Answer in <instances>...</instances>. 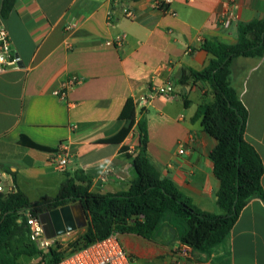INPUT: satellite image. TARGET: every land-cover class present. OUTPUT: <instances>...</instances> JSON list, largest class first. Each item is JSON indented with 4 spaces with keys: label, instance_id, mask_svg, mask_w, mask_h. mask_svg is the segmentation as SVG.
Listing matches in <instances>:
<instances>
[{
    "label": "crops",
    "instance_id": "1",
    "mask_svg": "<svg viewBox=\"0 0 264 264\" xmlns=\"http://www.w3.org/2000/svg\"><path fill=\"white\" fill-rule=\"evenodd\" d=\"M155 1L17 0L4 17L0 0V27L7 28L20 58L17 68L0 73V179L7 188L41 201L55 197L68 175L83 171L93 192L126 191L137 171L122 148L138 146L137 122L145 111L153 165L200 210L223 214L217 204L221 183L210 159L217 140L196 116L213 100L212 89L180 79L183 71L209 65L204 42L237 44L240 24L264 19V0H161L166 10ZM119 37H125L122 46L113 44ZM72 78L83 82L61 99L57 93ZM230 82L248 110L245 139L264 165V57L236 59ZM168 83L174 85L172 97L138 104L153 87ZM129 98L136 102L137 120L114 142L126 126L120 116ZM22 136L52 151L23 146ZM61 144L69 149L65 172L50 163ZM71 206L79 222L84 211ZM121 240L130 254L137 253L134 243H181L172 227L154 241L132 233ZM194 255L210 264H264V201L252 199L222 244Z\"/></svg>",
    "mask_w": 264,
    "mask_h": 264
},
{
    "label": "trees",
    "instance_id": "2",
    "mask_svg": "<svg viewBox=\"0 0 264 264\" xmlns=\"http://www.w3.org/2000/svg\"><path fill=\"white\" fill-rule=\"evenodd\" d=\"M16 2L4 0V17L10 14ZM202 49L212 55L209 65L201 71H183L180 82L193 79L208 83L212 89L213 100L202 104L196 116L202 120L205 132L217 140L210 159L214 164V175L221 183L217 204L223 214L214 215L200 210L192 198L181 192L170 178L163 177L153 165L148 154L149 126L144 111L137 122L138 146L132 153L129 148H122V153L132 161L137 171L136 179L126 191L93 192L92 179L83 171H77L68 175L55 197L46 196L41 201H32L18 189L10 195H0V264H23L21 260L24 257H39L36 264H59L67 254L62 245L51 248L48 253L37 249L29 237L26 221L20 222V213L24 209L40 216L66 205H80L88 219V228L69 244L70 251L105 240L114 232L137 234L154 241L161 235L165 224H169L181 244L195 252L210 253L226 240L252 199L261 198L264 201L263 161L245 139L248 110L230 82L236 59L264 57V19L240 24L237 44L206 41ZM120 120L126 126L112 140L114 142H120L127 136L137 120L133 98L127 100ZM20 143L52 151L25 136Z\"/></svg>",
    "mask_w": 264,
    "mask_h": 264
},
{
    "label": "built area",
    "instance_id": "3",
    "mask_svg": "<svg viewBox=\"0 0 264 264\" xmlns=\"http://www.w3.org/2000/svg\"><path fill=\"white\" fill-rule=\"evenodd\" d=\"M165 3L161 0H156L154 6L158 9L166 10ZM126 15L133 17L131 11H125ZM125 41V37H119L113 44L122 46ZM188 54L192 52L189 49ZM20 64V58L13 49L12 40L10 34L5 27H0V73L11 69L17 68ZM83 80L79 78L70 79L63 90L57 93L61 99L66 98V94L69 88H73L81 84ZM175 94L174 85L168 83L163 86H156L151 89V92L147 96H143L139 99L138 104L141 107H147L155 98L164 97L170 98ZM131 153L134 152L132 149ZM184 153V151H181ZM51 166L58 172H65L68 169L69 149L66 145L61 144L60 147L51 155ZM15 192L13 187H6L3 180L0 179V195H10ZM20 222L26 221V225L29 231V237L35 244L37 249L43 253H48L51 248H55L57 245H61L60 237L48 238L45 233L44 225L39 219V216L33 214L29 209H24L20 213ZM194 250L181 244V250L176 253V259L170 264H210L209 262H196L191 254ZM59 264H139L135 258L127 251L122 240L121 234L114 232L110 237L102 241H97L87 247L79 250L67 251V254L61 260ZM143 264V263H142Z\"/></svg>",
    "mask_w": 264,
    "mask_h": 264
},
{
    "label": "rangeland",
    "instance_id": "4",
    "mask_svg": "<svg viewBox=\"0 0 264 264\" xmlns=\"http://www.w3.org/2000/svg\"><path fill=\"white\" fill-rule=\"evenodd\" d=\"M55 194V193H54ZM52 196V195H51ZM50 196V197H51ZM75 206H78L75 204ZM169 224H165V228H169ZM88 228V219L85 215L78 222V229L70 234L63 235L60 243L65 251L69 250V244L78 239ZM65 239V240H62ZM137 247V253L132 252L131 255L139 264H170L176 259V253L181 250V243H134ZM194 261L199 262L200 257L191 254ZM40 260L39 257H24L21 260L23 264H36Z\"/></svg>",
    "mask_w": 264,
    "mask_h": 264
},
{
    "label": "water",
    "instance_id": "5",
    "mask_svg": "<svg viewBox=\"0 0 264 264\" xmlns=\"http://www.w3.org/2000/svg\"><path fill=\"white\" fill-rule=\"evenodd\" d=\"M39 219L44 225L46 236L50 239L70 234L78 229V222L74 218L71 205L43 213Z\"/></svg>",
    "mask_w": 264,
    "mask_h": 264
}]
</instances>
